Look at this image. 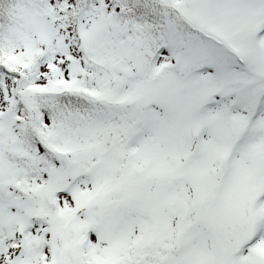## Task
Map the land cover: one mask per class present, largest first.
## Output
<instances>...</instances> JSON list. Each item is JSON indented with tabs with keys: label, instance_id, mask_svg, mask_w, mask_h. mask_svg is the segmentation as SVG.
I'll return each mask as SVG.
<instances>
[{
	"label": "snow or ice",
	"instance_id": "obj_1",
	"mask_svg": "<svg viewBox=\"0 0 264 264\" xmlns=\"http://www.w3.org/2000/svg\"><path fill=\"white\" fill-rule=\"evenodd\" d=\"M0 264H264V0H0Z\"/></svg>",
	"mask_w": 264,
	"mask_h": 264
}]
</instances>
